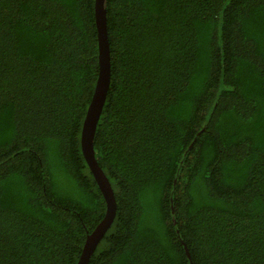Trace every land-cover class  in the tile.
<instances>
[{
  "label": "trees",
  "instance_id": "1",
  "mask_svg": "<svg viewBox=\"0 0 264 264\" xmlns=\"http://www.w3.org/2000/svg\"><path fill=\"white\" fill-rule=\"evenodd\" d=\"M107 30L88 264H264V0H107ZM99 54L95 0H0V264H77L105 216Z\"/></svg>",
  "mask_w": 264,
  "mask_h": 264
},
{
  "label": "water",
  "instance_id": "2",
  "mask_svg": "<svg viewBox=\"0 0 264 264\" xmlns=\"http://www.w3.org/2000/svg\"><path fill=\"white\" fill-rule=\"evenodd\" d=\"M95 15L99 37L100 71L91 97L81 132V148L106 201V213L100 223L87 234L81 257L77 264H88L97 246L104 238L117 213V199L113 186L96 157L94 141L97 126L107 99L110 80V43L107 30V0H95ZM187 247V246H186ZM188 253V250H187ZM190 255V254H189Z\"/></svg>",
  "mask_w": 264,
  "mask_h": 264
}]
</instances>
